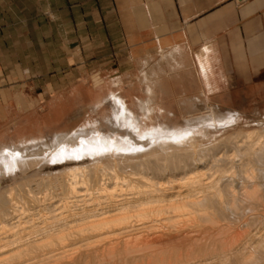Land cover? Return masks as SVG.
Here are the masks:
<instances>
[{"label":"bare ground","instance_id":"6f19581e","mask_svg":"<svg viewBox=\"0 0 264 264\" xmlns=\"http://www.w3.org/2000/svg\"><path fill=\"white\" fill-rule=\"evenodd\" d=\"M125 117H127L126 112L122 110L114 112L111 118L113 120L110 119L108 123L115 127L119 122L118 119ZM250 135L253 134L233 135L229 143L228 139L226 140L228 144H213L215 146L211 145V149L206 144L209 149L205 151L202 149L204 151L201 152L202 154L198 153L200 151H195L196 148L193 146L192 149L190 148L192 151L187 148L177 150L173 147L175 151L166 153L162 151L163 155L156 156L155 153H148L151 149L149 148L147 150L149 155L146 153L147 160L145 159L147 156L143 154L139 160L138 157L134 160L131 158V161L127 159L128 162L121 167V173L118 171L120 168L116 166L117 169L119 168L118 173L115 170L116 167L108 169L107 165L110 162H104L105 159L97 151L91 152L89 148L94 146L91 144L93 136L83 134L88 152L76 154L77 151H75L74 158L79 159L86 155L85 165L89 169L85 166V169H81L80 165H84L83 162L77 165L78 167L74 166L78 170H72L74 169L72 167L68 169L71 171L67 173L69 177L66 191H64L66 197H63V202L58 199L59 197L57 198L61 203L56 204L55 211L58 212L54 211L55 216H53L58 219L53 220H57L56 222L62 220L63 223L59 225V222L52 232V228L46 231L30 223L28 227L32 232H36V237L32 239L31 233H28L30 231H27L26 235L29 234L32 239L29 242L22 239L24 242L20 240L21 243H17L14 237L5 235L0 241V252L7 250L11 244L15 245V248L13 252L9 250L11 254L1 255L0 253V264H40L32 260L36 255L32 252L40 249V252L37 251L42 256L43 248L50 250L52 247L58 248L56 249L58 252L65 247L70 248L69 250H80L87 258L92 256L93 260L94 257H107L120 248L126 252L125 254L133 252L135 255L137 248L132 244L139 241L146 243L147 249H151L148 257L155 258L158 264H264V174L259 176L260 170H256L257 168L256 172L253 171V166L258 167L261 164L262 146L255 143ZM138 152L141 154L140 150ZM112 153L115 154V152ZM119 155L118 158H122ZM104 156L107 159L114 155ZM144 156L146 157L143 158ZM105 163L106 168H104ZM110 165L113 166L114 162ZM260 168L263 167L260 166ZM117 186L122 188L120 193H115L118 190ZM28 196L32 197V195ZM3 198L0 199V229L12 230L20 225L17 221L18 215L24 212L21 210L23 207L17 209L15 202L18 204V200L13 202L11 199L13 207L7 206L8 198L6 197L5 200ZM77 203L82 205H80L82 209L79 212H73L74 210L71 209L77 206ZM31 214L33 213L30 212ZM16 216L18 218H15ZM13 219L18 220L13 221ZM50 220L52 221V218ZM56 222L53 223L56 224ZM140 248L141 246L139 250ZM118 250V254L122 253ZM141 251L142 249L139 252ZM49 252L51 254L46 252L47 256L45 253L46 258L41 256L40 258L51 260L54 254L52 255V251ZM69 252L62 250L58 254ZM28 254L32 257H29L32 262L27 260L28 257H24L26 258L23 259L24 261L20 257ZM141 254L144 253L141 252ZM164 254H167L165 255L167 257ZM14 256L17 257L14 258ZM48 256L50 258L47 259ZM56 256L61 258L60 255L56 254ZM127 256L129 257V254ZM11 258L14 261L21 258L22 261L19 259L12 262ZM38 258L39 255L34 260L40 261ZM55 259H52V262Z\"/></svg>","mask_w":264,"mask_h":264},{"label":"rangeland","instance_id":"374dc122","mask_svg":"<svg viewBox=\"0 0 264 264\" xmlns=\"http://www.w3.org/2000/svg\"><path fill=\"white\" fill-rule=\"evenodd\" d=\"M182 59L183 53L180 51L169 50L161 52L157 54L156 57L154 56L149 62L142 64L138 71L135 70L134 75L128 76V78H114L108 81H101L97 76H94V73H88L82 83L71 86L69 93L66 95L67 100L63 107L53 109L48 114L46 111H37V109L34 108L30 109L28 89H24V99L26 98L27 101L25 102L26 104H24L23 101V112L21 116L14 118L11 114L4 122L0 121V199L2 200L6 195L8 202H10V204L6 202L7 206H10L14 201L18 200V204L15 202V207L18 206V208L16 207L17 209L23 207L24 209L22 208L21 210L24 212L18 215V221L13 219V221L15 220L20 224L18 225L19 227L17 226L18 228L16 227L12 230H8L7 228L0 229V241L8 234L10 238L14 237L17 243H21L23 240H27L28 242L31 241L36 237V232H32L31 228L28 227L30 223H34V226L38 225L41 229L44 228L42 230L46 231H50L52 228L51 232L57 227L59 222V225L63 223L62 220L56 222L58 220L57 217H54L57 219L56 221L53 220V216L58 212L55 211V209L57 210L56 204L63 202V199L66 197V195H64L66 192L64 193V191H66V183L69 177L67 175L71 171L68 169L83 163L84 165H80L82 168L80 166L79 168L85 169V166L89 169V167L85 165V161L87 160L85 158L87 157L86 155H83V157L79 159L74 158L75 151H77L76 154L88 152L83 134L93 136L91 144H94V146L89 148L91 152L97 151V153L102 155L105 159L104 162H112V164L114 162L113 166L108 163V169L110 170L111 167L115 169L117 166L120 169L118 168V170L116 167L115 170L119 172L123 164L137 157L139 160L142 154L146 155L149 148L151 149L148 153H155L156 156L163 155L164 151V153H166L171 150L175 151V149L187 148L190 151L193 146L196 148H193L195 151H200L198 153H201L206 149H211V145L213 144H228L231 138L237 134H253L250 136L254 142L262 146L261 156L263 158H261V164L258 167H256L257 165L253 166V171L256 172V170L259 169V176H262L264 174V79H259L258 85L247 86L244 94L234 93L232 100L220 102L205 101L198 99L199 96H202L201 90L204 89V86L202 84L198 85L196 83V78L191 76V74L194 75L199 70L194 68L180 69L179 65L182 64ZM242 96H244L245 99H242ZM116 103L118 105H116ZM120 110L126 112L127 117L123 119L119 118V122H117L115 127H112L108 122H110L113 113ZM259 133H261V135H259ZM254 134H256V136ZM61 137H63V141L65 139L67 142H63ZM73 137L75 139H73ZM95 144H97V146ZM143 144L146 146H143ZM215 145H213V147ZM130 147L132 149H130ZM101 148L103 149L101 150ZM143 148L145 150H142ZM164 148H167V150H164ZM98 149L102 152L98 151ZM139 150L141 154L138 152ZM134 151L137 152V155H135L136 152ZM112 152H115V154L117 152V156ZM148 153L147 155H149ZM104 155L114 156H110L106 159ZM118 155L122 156L123 159L121 157L118 158ZM126 155L128 157H126ZM117 159H119L120 162ZM124 159L126 160L124 161ZM145 159L147 160L148 156ZM151 159H155V157H151ZM156 159H158V157H156ZM117 162L120 164L118 165ZM100 165H102V163H100ZM104 166V168L107 167L106 163ZM260 166L263 168L261 169ZM76 169L78 170V168L72 170ZM256 174H258V172ZM117 188L118 190L116 189L117 191L115 190V193H120L122 188L119 186H117ZM3 194L4 196H2ZM9 194L13 199L7 196ZM28 195H32V197ZM6 197H4L3 200H5ZM57 198L59 200L61 199V202H59ZM10 199L13 202H11ZM80 205V203H77V206H73L72 209H70L72 211L74 210L73 212H79V210L82 209V205ZM51 209H53V211ZM27 211L33 214L30 215V212ZM18 217L16 216L15 218ZM49 217L50 219L52 218V221L56 222V224L53 223ZM51 224L52 226H50ZM27 231H30L28 233H31L30 237L32 239L29 237V234L26 235ZM15 242H13V244ZM141 243L139 241L132 244L137 248V253L133 255V252H127L129 257L125 254L126 252H123L122 248H120L119 250L117 249L118 251H122V253L119 252L120 254L115 250V253L103 257L104 259L100 257H97V259L94 257L93 260L92 256L91 258H87L80 250L75 251L67 248L69 252L66 247L62 250L69 253H64L65 255L62 253L63 256H61L62 254H58L62 250L59 249L58 252V248L52 247L53 250H51L52 248L50 250L41 248L43 251L45 250L44 252L41 251L44 253L42 256L39 254L40 249H37L39 252L37 250V252H32L36 254L33 258L31 257L33 256L31 253V256L28 254L27 256L20 257L22 260L26 259L24 257H31L35 263L40 262V264H105L104 262H106V259H108L106 264H158L159 262H157L155 258L148 257L151 249H147L146 243ZM139 246H141L140 250L142 249L141 252L144 254L139 252ZM14 248L15 245L11 244L7 250L0 253L1 255L6 253L11 254ZM9 250H12V252ZM144 250L147 251V255ZM49 251H52L54 257L57 254L60 255L61 258L59 259L56 256L55 258L57 259H55L52 256L53 258H51L55 259L52 262V259H48L50 258L49 255L47 257L48 260H46L45 258L48 253H50ZM80 254L83 257H81ZM38 255L39 258L40 256L45 258H38L40 261L34 260ZM165 255L167 254H164V256ZM110 256L113 259H111ZM164 256L161 255L163 258ZM15 257L17 256H14V258ZM21 258H19L20 261H22ZM28 258L27 260L32 262L31 258ZM19 259L14 261V259L12 260L11 258L10 260L16 262L19 261Z\"/></svg>","mask_w":264,"mask_h":264},{"label":"crops","instance_id":"0c3cea01","mask_svg":"<svg viewBox=\"0 0 264 264\" xmlns=\"http://www.w3.org/2000/svg\"><path fill=\"white\" fill-rule=\"evenodd\" d=\"M169 50L199 70L198 99L244 94L264 79V0H0V121L21 116L24 89L48 114L88 73L128 78Z\"/></svg>","mask_w":264,"mask_h":264}]
</instances>
